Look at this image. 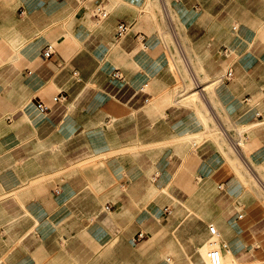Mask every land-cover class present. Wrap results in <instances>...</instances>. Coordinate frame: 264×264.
<instances>
[{"label":"crops","instance_id":"0c3cea01","mask_svg":"<svg viewBox=\"0 0 264 264\" xmlns=\"http://www.w3.org/2000/svg\"><path fill=\"white\" fill-rule=\"evenodd\" d=\"M170 1L174 45L184 47L176 30H185L189 56L214 64L198 74L221 79L210 99L203 93V108L193 97L194 108L173 103L189 85H176L173 47L158 33L152 0H0V264H166L157 243L165 192L191 190L198 178L221 186L226 219L210 235L212 215L199 218L198 237H212L199 264L207 245L227 264H264L233 254L244 242L230 211L247 189L227 145L219 137L196 143L213 127L225 135L213 95L231 123L247 127L251 162L240 152L237 159L264 193V0ZM97 7L107 17L97 18ZM118 23L129 26L120 39ZM48 44L55 54L44 59ZM181 57L188 68L190 57ZM38 102L50 111L40 113ZM220 230L229 250L213 241Z\"/></svg>","mask_w":264,"mask_h":264},{"label":"rangeland","instance_id":"374dc122","mask_svg":"<svg viewBox=\"0 0 264 264\" xmlns=\"http://www.w3.org/2000/svg\"><path fill=\"white\" fill-rule=\"evenodd\" d=\"M151 3L155 8H157L159 17L162 19L163 27L158 28V33L160 35H164L166 39L171 43L173 47V53L171 55V61L174 62V65L171 64L170 68L175 69V71L179 74L176 76V85L182 88V84L187 80L188 87L183 92L174 93L179 99L177 102H173L174 105H179L183 107H193V101L191 98L193 97L194 102H197L199 108H203L202 96L203 93L205 97L210 99L212 87L217 86L220 83V77H216L212 83H206L209 78L205 76H201L198 73L203 72L205 67H213V61L200 59L197 54L196 58H191L188 54L187 45L184 43L186 41L187 33L185 30H176L178 36L180 38V42L183 46L180 45L181 49H184V52L181 53L177 51V46L174 45V41L171 36L166 33V21L163 16V11L168 8L171 10V1L164 0L165 4L161 0H152ZM164 6V7H161ZM163 9V10H162ZM150 12L153 11V7L149 8ZM154 20L156 16L152 14ZM237 22L236 19H232L230 21L229 29L235 25ZM216 34L219 33V29H216ZM179 55L190 57V66L187 69H190L196 73L197 86L193 84L192 79H190V75H188V71L183 67V64L179 58ZM179 70V71H178ZM182 76H181V75ZM181 79V81H180ZM211 82V81H209ZM209 84V85H207ZM208 86V87H207ZM204 91H201L200 89ZM206 88V89H205ZM199 89V90H198ZM202 94V95H201ZM188 95H191L188 97ZM212 107L214 108V112L216 113L219 121L222 123L225 129V135L221 134L220 131L216 127H213L210 136L204 135L198 139H196V143L199 144L205 139H216L217 137L221 138L224 143L227 145L230 153L233 156V161L238 167L240 171V179L244 184L245 189H247L246 194L243 197H240L238 200V207H234L235 209L231 212L237 213V215H241L240 224L243 228L242 239L244 242V246L242 249L234 250L233 254L237 257L242 256L247 261H253L255 258H264V242H261V239L264 238V193L258 188V186L251 179L249 174L245 171L242 163L237 159V152H240L243 157L251 162L249 158V153L247 151L245 140L242 136L244 131H247V127H237L231 121L226 118L221 110L216 106L213 95H212ZM196 108V107H195ZM239 131H241L239 133ZM240 134V137L238 135ZM225 136V137H224ZM228 142V143H227ZM235 144V145H234ZM238 144V145H237ZM237 150V151H236ZM262 171V169H260ZM262 180L264 182V176L262 175ZM207 184L206 189L204 191H200V187L203 184ZM191 190L187 187L185 189H180L179 192H174L173 190H166L165 196L166 201L163 205L165 210V222L164 226L161 230V235L157 239V243L160 247L164 248V251L159 254L160 258L165 261L166 264H199V250L207 241L211 240L212 237L206 233L202 238L198 237V226L197 222L201 215L208 213L212 215V219L205 221L206 230H208L209 225H213L215 221L220 222L221 224L226 223L225 210L222 207L223 192L220 191L217 187L218 184L211 185L207 183L205 180L200 178L197 179L196 185H194ZM178 194V195H177ZM216 227V226H215ZM220 238H214L213 241L217 242L216 247H220V244L224 243V232L220 230ZM199 242H203L202 245H198ZM209 245L206 246V249L202 251L201 257L204 261V264H209L207 260V256L205 253L211 249ZM257 248V249H256ZM125 252L120 251L117 253V259L123 260ZM225 254L222 255L221 264H227L225 259ZM168 259V260H167ZM167 261V262H166ZM236 264V262L234 261Z\"/></svg>","mask_w":264,"mask_h":264},{"label":"built area","instance_id":"2783aa9c","mask_svg":"<svg viewBox=\"0 0 264 264\" xmlns=\"http://www.w3.org/2000/svg\"><path fill=\"white\" fill-rule=\"evenodd\" d=\"M94 15L97 17V18H105L107 17V12L101 8V7H97L95 10H94ZM129 31V26L125 23H118L117 26H116V38L120 39V38H123L127 35ZM55 54V50H54V47L53 45H46V47L44 48L43 52H42V57L44 59H51ZM74 75H76V73H74ZM233 76V72L231 69H229L226 74H225V79L229 80L231 79ZM111 77L113 79H118V80H122V75L119 71H115L112 73ZM64 98V95L60 94V95H57L55 97L52 98V102L53 103H58L59 101H61L62 99ZM36 108L37 110L40 112V113H46L48 111H50V107L43 103V102H38L36 104ZM221 188V186L219 187V189ZM111 207L109 205H106L105 206V210H110ZM242 216L241 215H238V219H241ZM208 233L210 235H214L215 234V229L212 225H209L208 226ZM144 239V235L143 233H138L135 237V241L137 242H140ZM228 249V246L226 243H223L222 244V250H227ZM229 250V249H228ZM206 256H207V260L209 262V264H221L222 262V257H221V252L219 249L217 248H211L207 251L206 253Z\"/></svg>","mask_w":264,"mask_h":264},{"label":"bare ground","instance_id":"6f19581e","mask_svg":"<svg viewBox=\"0 0 264 264\" xmlns=\"http://www.w3.org/2000/svg\"><path fill=\"white\" fill-rule=\"evenodd\" d=\"M161 1H163V0H161ZM164 2V1H163ZM164 4H165V2H164ZM166 5L167 4H165V8H163V9H166V10H164L163 11V16H164V19H165V21H166V28H167V30H166V33H168V35L169 36H171V38H172V40L173 41H176V40H174L173 38V33L175 32V28H174V22H173V12L169 9L168 10V8L166 7ZM161 7H164V6H161ZM162 9V10H163ZM175 36V35H174ZM181 50V49H180ZM179 50V51H180ZM178 51V50H177ZM182 55H180V59H181V61H182V64H184V67H187L185 64H187V63H184V61H183V59H182V57H181ZM184 57V56H183ZM187 69V68H186ZM188 71V70H187ZM191 75V74H190ZM193 76V75H192ZM191 77V76H190ZM191 79V78H190ZM194 82V81H193ZM195 83V82H194ZM193 83V84H194ZM197 84V83H196ZM197 86V85H196ZM206 89V88H205ZM199 90V89H198ZM201 91H203V89L201 88L200 89ZM213 91V90H212ZM203 98V97H202ZM196 102V101H195ZM207 107H208V105H207ZM214 114V113H213ZM210 115H212V114H210ZM215 117V116H214ZM216 118V117H215ZM200 120V119H199ZM202 122V121H201ZM217 122V121H216ZM219 122V121H218ZM216 124V123H215ZM217 128H218V126H217ZM220 129V128H219ZM220 132H222V131H220ZM225 137V136H224ZM228 143V142H227ZM237 154V153H236ZM238 155V154H237ZM243 160V159H242ZM242 160H240V161H242ZM248 167V166H247ZM254 177V176H253ZM254 179V178H253ZM258 183V182H257ZM261 184V183H260ZM244 189V188H243ZM215 234H216V232H215ZM214 234V235H215ZM211 244V243H210Z\"/></svg>","mask_w":264,"mask_h":264}]
</instances>
